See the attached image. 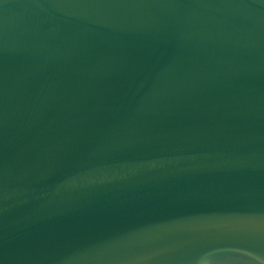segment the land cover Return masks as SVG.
I'll list each match as a JSON object with an SVG mask.
<instances>
[{
  "label": "water",
  "instance_id": "obj_1",
  "mask_svg": "<svg viewBox=\"0 0 264 264\" xmlns=\"http://www.w3.org/2000/svg\"><path fill=\"white\" fill-rule=\"evenodd\" d=\"M0 264H264V0H0Z\"/></svg>",
  "mask_w": 264,
  "mask_h": 264
}]
</instances>
